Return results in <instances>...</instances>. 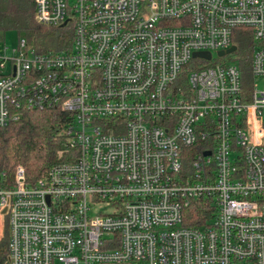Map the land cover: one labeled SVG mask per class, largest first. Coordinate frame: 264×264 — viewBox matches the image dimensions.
I'll return each instance as SVG.
<instances>
[{"label":"built area","instance_id":"built-area-1","mask_svg":"<svg viewBox=\"0 0 264 264\" xmlns=\"http://www.w3.org/2000/svg\"><path fill=\"white\" fill-rule=\"evenodd\" d=\"M35 19L70 37L0 43V129L59 110L76 152L0 187L3 264H264V90L228 63L246 33L264 78V0H35Z\"/></svg>","mask_w":264,"mask_h":264},{"label":"trees","instance_id":"trees-1","mask_svg":"<svg viewBox=\"0 0 264 264\" xmlns=\"http://www.w3.org/2000/svg\"><path fill=\"white\" fill-rule=\"evenodd\" d=\"M8 31L25 37L37 52L42 53L52 52L48 51L47 44L54 40L59 51L70 37V31L65 28L37 24L35 0H0V34ZM242 32L243 29L239 34ZM243 34L240 37L237 34L236 49L241 56V72L249 80L251 45L247 34ZM69 121L59 110H23L14 122L0 129V187L13 186L18 167L23 168L26 181L31 184L44 178L52 165L67 162L68 156H74L76 151L70 149L66 137L61 135ZM206 202L198 201L191 206L189 223L202 225L209 218ZM7 254L8 240H0V264L4 263Z\"/></svg>","mask_w":264,"mask_h":264},{"label":"rangeland","instance_id":"rangeland-1","mask_svg":"<svg viewBox=\"0 0 264 264\" xmlns=\"http://www.w3.org/2000/svg\"><path fill=\"white\" fill-rule=\"evenodd\" d=\"M20 36H18V34L15 31H8L4 34H0V43L5 45V47H8L10 50L13 48L17 47L18 44V40H19ZM56 44L57 42L54 40L52 41L51 44H47V49H49L48 51H57L56 50ZM213 54V59L216 58V54L215 52L212 53ZM241 58L240 54H238V50L235 54L232 55L231 57V61L228 63H237L238 59ZM247 76V75H246ZM245 75H243L242 73V87L248 88L249 86H251V84L254 85L255 90L263 92L264 90V78H256L255 80L251 81L250 78L249 80H247L248 78ZM89 207L90 212L89 215L90 216H95L97 214H100V212L104 213L107 208L103 207V205L101 204H93L91 203V201H89ZM185 213H187V211H185ZM0 225L1 226V235L0 238L2 240H8V234H9V227H8V223L6 221L5 217L0 218ZM54 264H60L58 262H55Z\"/></svg>","mask_w":264,"mask_h":264},{"label":"water","instance_id":"water-1","mask_svg":"<svg viewBox=\"0 0 264 264\" xmlns=\"http://www.w3.org/2000/svg\"><path fill=\"white\" fill-rule=\"evenodd\" d=\"M235 48H236L235 46L234 47L232 46L231 48H229L226 51H220V52L217 53V56L218 57H225L226 55L233 54V53L236 52ZM192 58H194V59L195 58H200V59H204V60L209 61L211 59V54H209V53H195V54H193ZM3 213L5 214V210L2 212V214Z\"/></svg>","mask_w":264,"mask_h":264}]
</instances>
